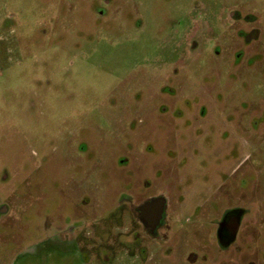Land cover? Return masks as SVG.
Returning <instances> with one entry per match:
<instances>
[{
  "label": "rangeland",
  "instance_id": "374dc122",
  "mask_svg": "<svg viewBox=\"0 0 264 264\" xmlns=\"http://www.w3.org/2000/svg\"><path fill=\"white\" fill-rule=\"evenodd\" d=\"M146 193L169 227L140 260ZM0 216V264H264V0H0Z\"/></svg>",
  "mask_w": 264,
  "mask_h": 264
},
{
  "label": "flooded vegetation",
  "instance_id": "af4514ba",
  "mask_svg": "<svg viewBox=\"0 0 264 264\" xmlns=\"http://www.w3.org/2000/svg\"><path fill=\"white\" fill-rule=\"evenodd\" d=\"M106 3L109 2V0H104ZM101 15L103 12H100ZM250 45V44H249ZM162 94H167L168 96L175 99V101L171 104V108L168 106H164L160 110V113L163 115H169L171 119L173 120H182V123L184 126H192L194 121H199L203 119H206L208 117L209 112L203 108V106H200L199 108L192 109V106L190 103L186 100L184 101V105L188 106L186 110L181 108V104L183 103L182 100L179 98L176 92H174L169 87L162 88L161 89ZM127 199L134 202L136 200L139 201V203L136 205L134 210L129 211L125 215V220L129 222L130 224L140 226L142 232L136 234L138 246L133 251V256H137L142 259L141 255L143 251L141 247L145 246V243H156L163 241L167 234H163L161 231L168 229V208L170 202L168 201L166 196L163 195H147L146 194H140L137 196H127ZM91 202H87L88 205H90ZM2 208V207H1ZM6 212V211H5ZM253 210L251 209H243L240 206H232L224 211L219 213L215 217L214 221L212 222V225L216 228L217 232V238L218 234L220 233V236L225 242H229L232 237L233 233V224L236 222V219L239 218L238 215L243 213L244 217L243 220H245V217L252 215ZM2 216V215H1ZM0 216V217H1ZM242 221L240 229L237 234L238 236L241 232V229L243 228ZM74 228L68 229L67 232L72 233ZM237 239L234 243H236ZM72 241V239H70ZM233 243V244H234ZM232 245V244H231ZM146 247V246H145ZM230 247V246H229ZM147 252V250H145ZM249 264H254L253 262Z\"/></svg>",
  "mask_w": 264,
  "mask_h": 264
},
{
  "label": "water",
  "instance_id": "95a60500",
  "mask_svg": "<svg viewBox=\"0 0 264 264\" xmlns=\"http://www.w3.org/2000/svg\"><path fill=\"white\" fill-rule=\"evenodd\" d=\"M239 218L236 219V222L233 224V233H232V237L231 240L229 242H225L224 240H220L222 239V237L220 236V233L218 234V244H220L221 249L226 250L229 248V246L231 244H233L235 242V240L237 239V234L238 231L240 229L241 223L243 221V213H241L240 215H238Z\"/></svg>",
  "mask_w": 264,
  "mask_h": 264
}]
</instances>
